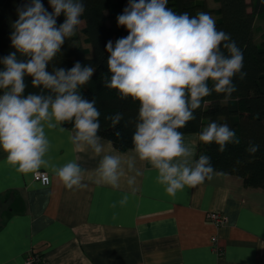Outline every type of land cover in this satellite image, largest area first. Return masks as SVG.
Wrapping results in <instances>:
<instances>
[{
    "label": "clouds",
    "instance_id": "9594fccd",
    "mask_svg": "<svg viewBox=\"0 0 264 264\" xmlns=\"http://www.w3.org/2000/svg\"><path fill=\"white\" fill-rule=\"evenodd\" d=\"M48 2L51 12L42 0H30L17 9L18 19L10 35L14 51L0 58V150L6 154V163L25 175L48 168L45 156L50 142L45 126L55 129L72 121L75 135L69 138L74 150H82L86 144L95 155L102 152L97 136L101 113L95 99L89 101L78 91L89 84L96 69L77 62L67 71H48L65 40L74 36L81 24L84 0ZM167 4L168 0H128L117 16L118 27L128 35L105 46L110 79L105 78L104 86L116 90L122 100L131 98L139 103L133 151L156 170L157 183L166 194L175 197L185 187L203 184L216 175L209 156L193 159L195 153L179 130L195 119L194 112L205 97L213 92L230 97L236 91L233 78L239 75L244 79L246 73L242 71V50L230 34L217 29L210 14H177ZM61 15L64 20L58 25ZM17 54L25 59H18ZM25 77L31 78L33 88L53 95H25ZM121 118L119 113L111 118L113 125ZM235 137L227 123L215 121L198 134L200 142L215 143L220 152L230 143L239 144ZM258 150L259 145L252 142L246 149L250 155ZM128 167L131 170L132 164ZM53 173L69 190L87 187L75 162L53 168ZM96 174L97 184L119 187L124 175L120 156L104 155ZM134 182V178L128 180L129 185ZM127 199L125 196L121 204Z\"/></svg>",
    "mask_w": 264,
    "mask_h": 264
},
{
    "label": "crops",
    "instance_id": "0c3cea01",
    "mask_svg": "<svg viewBox=\"0 0 264 264\" xmlns=\"http://www.w3.org/2000/svg\"><path fill=\"white\" fill-rule=\"evenodd\" d=\"M45 134L48 168L39 170L49 174V186L35 182L34 173L17 172L0 150V264H25L29 252L49 264H264L263 189L215 171L212 180L170 197L134 148L119 151L100 138L97 156L86 144L75 151L69 138L75 130L62 124L45 126ZM184 140L196 159L198 134H184ZM104 155L120 156L124 175L117 188L96 183ZM68 162L80 166L86 188L69 190L55 177L53 168ZM213 211L225 215L227 225L208 222ZM215 235L221 258L212 249Z\"/></svg>",
    "mask_w": 264,
    "mask_h": 264
},
{
    "label": "trees",
    "instance_id": "16d2710c",
    "mask_svg": "<svg viewBox=\"0 0 264 264\" xmlns=\"http://www.w3.org/2000/svg\"><path fill=\"white\" fill-rule=\"evenodd\" d=\"M219 8L208 7L206 0H168L167 7L177 14L188 13L195 16L205 12L218 18L215 20L218 30L230 34L243 52L244 79L239 75L233 78L236 91L228 98L224 94L213 92L201 102V107L195 110V119L180 129L183 134H199L210 122L227 123L236 133L239 144L226 145L220 152L215 143L203 144L199 141L197 156L207 155L216 172L239 176L246 187L264 190V33L261 43L255 40V25L257 19L264 24V0H216ZM30 0H0V58L7 56L14 49L11 47L10 35L12 25L18 19L17 9ZM42 3L49 12L52 9L48 0ZM128 0H84L85 12L81 17L83 27H79L74 36L65 40L61 52L48 65V71L53 68L70 70L77 62L82 66H93L96 71L89 84L78 89L83 98L95 99L101 115L100 129L97 136L111 141L119 151L133 149L132 136L138 122L139 103L131 98L122 100L116 90L104 86L106 77L110 79L107 68L108 53L105 46L108 41L126 37L128 32L117 25V16L127 6ZM64 20L61 15L57 19L59 25ZM79 31L84 35V47L80 43ZM226 51V50H225ZM18 59L25 57L17 54ZM3 65L0 64V69ZM27 85L25 95L29 93L53 95L48 90L33 88L31 78L25 77ZM209 86L212 87L211 82ZM54 98V97H53ZM122 114L118 124L113 125L112 119ZM74 130L73 122L62 123ZM119 132V135L116 133ZM259 145V150L250 155L246 149L249 143Z\"/></svg>",
    "mask_w": 264,
    "mask_h": 264
},
{
    "label": "built area",
    "instance_id": "2783aa9c",
    "mask_svg": "<svg viewBox=\"0 0 264 264\" xmlns=\"http://www.w3.org/2000/svg\"><path fill=\"white\" fill-rule=\"evenodd\" d=\"M33 179L35 182L40 183L42 186H49L50 185V176L45 171L38 170L37 173L33 174ZM208 222L214 224L217 228H221L228 223V219L225 215L221 214L220 212H210L207 215ZM211 245L213 251L216 255L221 258L224 251L219 243V238L215 235L211 238ZM25 264H49L43 256L35 254L33 252L27 253L25 257Z\"/></svg>",
    "mask_w": 264,
    "mask_h": 264
},
{
    "label": "rangeland",
    "instance_id": "374dc122",
    "mask_svg": "<svg viewBox=\"0 0 264 264\" xmlns=\"http://www.w3.org/2000/svg\"><path fill=\"white\" fill-rule=\"evenodd\" d=\"M206 3L208 5V7L213 9V10H216V9L219 8V5L216 2V0H206ZM212 17H213L214 20H216L218 18V16L216 14H214ZM82 27H83V21L79 25V30L82 29ZM263 33H264V24H263V22L260 19H257L256 25H255V40H256L257 43H261L262 42ZM79 37H80V43L84 47H88V45L83 42L84 35L80 31H79Z\"/></svg>",
    "mask_w": 264,
    "mask_h": 264
}]
</instances>
